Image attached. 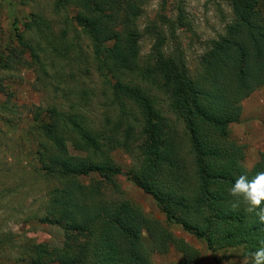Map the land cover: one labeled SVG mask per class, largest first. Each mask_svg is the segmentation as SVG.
Segmentation results:
<instances>
[{
    "label": "trees",
    "instance_id": "1",
    "mask_svg": "<svg viewBox=\"0 0 264 264\" xmlns=\"http://www.w3.org/2000/svg\"><path fill=\"white\" fill-rule=\"evenodd\" d=\"M235 1V23L205 56L196 77L190 76L179 46L169 55L165 37L157 36L151 66L165 87L173 89L170 108L174 120L162 115L147 91L121 81L123 71L130 64L137 65L138 56L132 35L114 31L118 18L113 13V0H56L54 11L65 12L63 24L74 31L71 40L69 30L62 29L57 36L53 22L41 15H34L24 32L16 29L15 38L37 72L52 74L57 81L66 74L75 83L96 75L106 86V109L112 107L122 113L115 123L114 116L107 113L104 123L97 122L88 106L99 96L92 90L70 87L63 104L79 96L80 104L71 102L69 111L53 105L47 109L52 120L42 123L46 143L40 146L56 151L50 157V167L45 168L48 174L76 181L96 173L112 187H116L118 177L126 176L154 199L168 224H176L204 241L213 255L243 249L244 256L252 261L249 254L264 240V223L248 213L243 203L237 204L229 189L239 175L250 178L264 171V153L248 170L246 147L231 138L230 127L241 122L243 103L264 88V0ZM71 5L76 9L72 17L68 14ZM31 36L38 38V44L29 39ZM85 38L88 45L83 50ZM137 131L149 138L144 153L136 144L140 137ZM69 141L88 156L104 159V166L75 164L69 157ZM117 150L134 160L128 173L110 161L109 155ZM60 196L57 193L54 203L62 200ZM90 218L77 227L62 226L50 218L43 221L62 226L66 236L74 232L90 235L92 243L67 264H88L94 259L92 255L97 264H152L143 230L161 255L174 248L184 255L181 264L196 261L184 240L129 202H115Z\"/></svg>",
    "mask_w": 264,
    "mask_h": 264
},
{
    "label": "rangeland",
    "instance_id": "2",
    "mask_svg": "<svg viewBox=\"0 0 264 264\" xmlns=\"http://www.w3.org/2000/svg\"><path fill=\"white\" fill-rule=\"evenodd\" d=\"M113 1L116 5L115 8L113 6V13L116 12L118 18L114 31L132 35L138 56L137 65L130 64L123 71L121 81L125 84L131 82L147 91L155 99L156 108L162 115L174 120L170 108L173 89L165 87L158 71L151 66L154 64L152 49L157 36L165 37L169 55L179 46L190 76L196 77L205 56L226 36L228 27L235 23L236 1ZM55 2L0 0V264L69 263L81 255L92 239L90 235L79 232L66 236L62 226L82 225L90 217L94 219L103 207L114 206L120 201L139 207L154 223L159 221L174 237L184 240L194 251V264H252L244 256L243 249H228L213 255L204 241L186 233L176 224H168L154 199L126 176L118 177L116 187H112L96 173L79 177L76 181L48 174L45 168L50 167V157L56 151L40 146L46 143L42 123L52 120L47 114L49 107L58 105L60 110L69 111L71 102L80 104V96L63 104L64 93L70 95V87L76 86L78 91L92 90L99 96L88 106L92 119L97 122L104 123V117L110 114L114 116L115 123L122 114L119 110H112V107L106 109L109 98L104 93L106 86L96 75H90L88 79L84 76L75 83L64 74L57 81L52 74L48 76L37 72L31 66L32 60H29L27 52L19 47L15 30L24 32L25 25L34 15L44 16L53 22L57 36H61L62 29H67L70 33L68 39L74 37V31L63 24L66 13L54 11ZM75 11L71 5L69 16H75ZM29 39L35 44L39 42L33 36ZM84 40L85 47L74 43L84 50L88 45L86 38ZM174 42H177L176 45ZM243 109L245 120L232 125L230 133L233 140L246 147L245 167L251 170L264 153V88L258 89L246 100ZM139 132L136 144L139 152L144 153L149 147V138L141 131H137L138 136ZM67 149L69 157L81 167L104 166V159L88 156L72 141L68 142ZM109 158L124 173H128L134 163L132 156L122 150L111 153ZM57 193H61L62 200L54 203ZM66 217L72 218L67 220ZM48 218L60 221L62 226L44 223ZM93 228H97L96 225ZM142 239L151 253L152 264H181L183 261L184 255L174 248L165 255L158 253L145 230ZM92 257L93 261L88 264H97L96 257Z\"/></svg>",
    "mask_w": 264,
    "mask_h": 264
},
{
    "label": "clouds",
    "instance_id": "3",
    "mask_svg": "<svg viewBox=\"0 0 264 264\" xmlns=\"http://www.w3.org/2000/svg\"><path fill=\"white\" fill-rule=\"evenodd\" d=\"M229 195L237 204L243 203L248 213L254 214L259 222L264 223V171H258L250 178L246 175L236 177L229 189ZM249 255L252 264H264V240Z\"/></svg>",
    "mask_w": 264,
    "mask_h": 264
},
{
    "label": "crops",
    "instance_id": "4",
    "mask_svg": "<svg viewBox=\"0 0 264 264\" xmlns=\"http://www.w3.org/2000/svg\"><path fill=\"white\" fill-rule=\"evenodd\" d=\"M248 102H249V101H248ZM244 110H245V109H242L241 122H242V120H245V114H246V113L244 112ZM254 166H255V165H254ZM254 166H253V167H254ZM253 167H252V168H253ZM252 168H251V169H252Z\"/></svg>",
    "mask_w": 264,
    "mask_h": 264
}]
</instances>
